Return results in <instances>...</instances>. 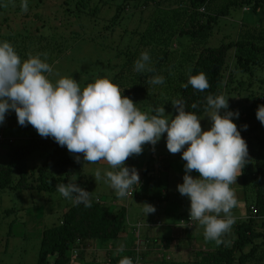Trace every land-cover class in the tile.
I'll return each mask as SVG.
<instances>
[{"label": "trees", "instance_id": "1", "mask_svg": "<svg viewBox=\"0 0 264 264\" xmlns=\"http://www.w3.org/2000/svg\"><path fill=\"white\" fill-rule=\"evenodd\" d=\"M219 2L220 0H145L142 6L152 7L155 12L152 14L157 17L148 40L127 56L119 77L115 76L114 82L120 87L122 95L135 98L143 92L145 84L152 77L181 71L182 79H177L175 100L182 101L186 111L200 117L206 113L208 95L217 96L230 91L228 86L233 82L231 73L224 76L230 65L249 76L258 69H264V0ZM159 7H162L160 11ZM231 7H241L242 11L249 7L248 11L260 18L255 19L256 21L250 19L246 24L241 23L236 36L231 38L233 40L215 47L205 46L213 34L214 26L220 18L228 16ZM20 34H14L8 26L5 33L0 35V43L9 42L19 57L25 60L39 55L51 65L65 50V41H61L59 37L33 31ZM181 37H186L187 40H180L173 48L176 38ZM143 52L149 54V66L154 71L138 73L134 70V62ZM200 72L207 76L210 84L207 90L196 91L191 85L183 87L190 76ZM123 81L124 84H121ZM193 104L196 105L195 108L192 107ZM155 108L156 104L151 103L150 109ZM254 108L253 102L248 104L245 112L233 121L247 143L249 154V163L238 177L243 218L234 220L230 232L221 238L224 243L217 245L211 252L200 254V264H244L255 257L258 247L255 242L261 240L264 243V125L248 126L252 117H256ZM154 114L151 112V115ZM176 114L172 107L171 118ZM243 125L248 126L247 130H243ZM7 146L9 162L0 165V190L11 187L14 190L48 194L50 197L51 193L57 191V185L67 183L82 168L81 156L77 162L66 147L59 146L52 138L32 137L25 144L13 145L11 142ZM35 151H39L42 159L40 164L23 167L22 160ZM170 156L169 153L155 155L152 146L146 145L144 169L139 175L144 189L147 190V185L153 182L152 168H156L155 172L168 171ZM13 171L17 174L14 180ZM137 192L134 191L132 197ZM148 198L153 197L142 195V199ZM90 199L91 207L73 202L56 223L43 229L35 264H69L72 249L93 241L114 245L121 239L128 222L126 209L121 207L112 211L101 198L91 195ZM45 200L49 201V198ZM187 217L189 216L180 219ZM194 223L193 221L191 227ZM125 256L131 257L133 264L141 259L140 251L135 248ZM259 262L257 259V263Z\"/></svg>", "mask_w": 264, "mask_h": 264}, {"label": "clouds", "instance_id": "2", "mask_svg": "<svg viewBox=\"0 0 264 264\" xmlns=\"http://www.w3.org/2000/svg\"><path fill=\"white\" fill-rule=\"evenodd\" d=\"M20 8L21 12L28 11L27 0H21ZM149 62V54L141 53L134 70L154 71ZM52 72L39 55L22 61L9 42L0 43V124L9 111H14L20 126L31 125L40 137L52 138L66 147L77 162L82 155L86 163H106L110 170L102 177L97 169L95 180L103 179L118 198L132 197L133 187L141 183L137 169L127 167L126 161L141 155L144 145L152 146L154 151L166 134L167 151L181 154L185 162L183 183L176 188L189 200V222H198L204 228L206 241L224 243L221 238L230 232L234 223L232 210L238 205L232 186L237 185V178L249 163L247 143L233 123L239 112L228 110L229 99L224 94L206 97L205 111L211 126L203 130L201 119L186 111L180 100L172 101L177 114L169 119L163 106L141 111L107 78H97L81 88L72 77H61L53 83L48 78ZM163 82L162 76L149 80L151 84ZM188 85L200 92L210 87L203 72L190 76L183 87ZM255 115L264 125V105L257 107ZM247 127L242 126L243 130ZM193 172L198 176L193 177ZM72 179V183L57 185L56 190L65 199L91 207V192L76 183V175ZM141 205L145 217L156 211L148 203ZM119 264L133 262L124 257Z\"/></svg>", "mask_w": 264, "mask_h": 264}, {"label": "rangeland", "instance_id": "3", "mask_svg": "<svg viewBox=\"0 0 264 264\" xmlns=\"http://www.w3.org/2000/svg\"><path fill=\"white\" fill-rule=\"evenodd\" d=\"M144 1L27 0L28 11L21 12V0H0V35L4 34L9 26L14 34L33 31L41 35L50 34L65 41L64 45L62 44L65 47L64 52L50 65L53 72L48 78L53 83L61 77H72L77 80L81 88L88 83L95 82L97 78H107L116 84L115 76L119 77L120 69L126 62L127 56L138 50L148 40V34L153 29V22L157 16L153 15L155 12L152 7L142 6ZM228 1L220 0L219 4ZM159 8L158 11L162 9V7ZM259 18V15L250 11L243 12L241 7H231L228 16L220 18L214 26L213 34L205 46L215 47L220 43L233 40L231 38L236 36V31L241 23L246 24L250 19L258 20ZM180 40H187V38H176L172 47L174 48ZM21 60L25 59L21 58ZM229 73H231L233 82L228 86L230 91L224 94L229 99L228 110L233 112L238 110L240 115L245 112L246 106L253 102L255 104L253 113L255 114L257 107L264 105V102H259L260 98H264V69H258L252 76H249L235 70L230 65L224 76ZM160 76L164 78L162 84H151L147 81L143 92L131 100L143 112L149 111L151 103L156 104L157 107L163 106L165 114L170 116V119L172 101H175L177 96L175 93L178 85L177 79H182V72ZM208 116L209 113L206 112L199 117L203 130H209L211 126ZM233 121H236L235 117ZM248 126L260 127L261 123L256 117H252ZM0 134L3 137V142L0 143V165H6L9 162L6 155L8 144L5 143L9 139L13 141V145H21L32 137H39L31 125L20 126L17 123L14 111H9L4 122L0 124ZM153 152L155 155L169 153L166 148V134L155 145ZM170 155L171 158L179 159L180 168L184 170L185 162L181 159V154ZM41 160L39 151H35L22 160V166L40 164ZM81 160L82 168L76 175L82 181L88 180L87 191L91 192L92 196L102 198L104 201L108 202L114 199L118 202L117 204L123 205V207L127 206V215L131 219L133 216H139L143 211L141 204L145 203L142 199L144 194L153 197L147 203L154 206L156 210L160 203L161 207L170 204L171 208L179 210V212H175V217L189 216V200L187 197H182L176 188L178 184L183 183V175L174 174L171 171L162 174V171L155 172L156 168H152L153 182L150 183V186L161 184L160 190L164 195L162 196L164 202H158L156 199L160 198V194L155 188L150 190L149 187L147 190L139 188L137 196L127 200L118 198L114 190L103 179L95 180V171L100 169L103 177L104 172L110 170L108 165L86 163L83 161L82 155ZM126 166L137 168L135 164H131L130 158L126 161ZM191 175L198 176L195 172ZM16 176L17 174L13 171L12 179L14 180ZM238 183L239 179L236 181L237 185ZM237 185L232 187L236 190ZM236 195L238 196V194ZM46 198H49V201H46ZM66 202L69 201L62 199L58 191L51 193L49 197L48 194L30 190H14L11 187L0 190V264H35L42 231L45 227L57 222L59 212L54 214V210ZM51 206L53 220H50L52 218L48 213L41 215L43 212L49 211ZM241 208L243 210V206ZM158 212L162 215V212ZM232 215L235 214L232 213ZM196 242H199L196 238L191 241V243ZM214 244H216L214 241L204 240L205 246ZM255 245L258 246L255 257L244 264H256L257 259L260 260L257 264H264V243L257 240ZM128 252L125 251L124 255ZM208 257L210 258L211 255ZM176 263L189 264L186 257L182 256L173 257L171 263L167 264ZM155 264H161L160 260L156 259Z\"/></svg>", "mask_w": 264, "mask_h": 264}, {"label": "crops", "instance_id": "4", "mask_svg": "<svg viewBox=\"0 0 264 264\" xmlns=\"http://www.w3.org/2000/svg\"><path fill=\"white\" fill-rule=\"evenodd\" d=\"M145 155L146 145H144L141 155L130 158L131 164L136 165L139 175L144 169ZM100 164L107 165L106 163ZM180 166L179 159L171 158L168 171L165 173L163 172L162 174H167L171 171V173L174 174L184 175V170L181 169ZM76 176L78 177V175ZM72 178L73 176L67 183H72ZM140 179H142V177H140ZM87 182V179L82 181L80 177H78L76 181V183L86 191ZM147 187H149L150 190H154L153 188H155V190L158 191V194H160V199L156 200H158V202H164L162 199V196L164 195L160 190L161 184L157 183V185L155 184L154 186L148 184ZM139 188H144V183L142 181L140 186H134V191L137 192ZM235 192L238 194V196L236 195L238 205L232 210V213L235 214L232 216L235 217L234 220H239V218H243V210L241 208V206H243V200L241 197V190H239V183L236 186ZM135 196L137 195L135 194L134 197ZM61 198L65 199L62 196ZM132 198L133 197H125L127 200ZM66 200L69 202H66L58 209H55L54 214L57 211L59 213L65 212L67 207L73 203L72 200ZM101 200L108 204L112 211L123 207V205L117 204L118 202L114 199L109 200L108 202L104 201L102 198ZM148 200L152 199H143L145 203H147ZM160 205L161 203L158 205L155 215L148 214L145 217L143 211L139 216H133L132 219L128 215L125 232L121 235V239H119L114 245H111V243L93 241L85 246L75 248L76 254L73 255L72 252L70 253L69 264H119V261L122 259L121 257H126L124 255L125 251L130 252L133 248L140 251L141 259L137 264H155L156 259H159L161 264H167L168 262L171 263L172 258L176 256L186 257V261L189 264H200V254L211 252L217 244H214L213 246H205L204 228L200 226L198 222L194 221L195 223L190 229L180 227L177 225V222L183 217V215L175 217V212H179V210L174 207L171 208L170 204H165L162 207ZM118 206L119 208H117ZM123 208L127 209V206ZM158 211L162 212V215H160ZM46 213L52 218V206L49 211L43 212L41 215ZM59 213L57 219L60 216ZM50 220H53V218ZM193 238H196L199 242L191 243Z\"/></svg>", "mask_w": 264, "mask_h": 264}, {"label": "built area", "instance_id": "5", "mask_svg": "<svg viewBox=\"0 0 264 264\" xmlns=\"http://www.w3.org/2000/svg\"><path fill=\"white\" fill-rule=\"evenodd\" d=\"M259 102H261V103H263L264 102V98H260L259 99ZM1 142H3V138L1 137V135H0V143ZM12 142V140L11 139H9L7 142H5V143H11ZM133 191H134V187H133ZM129 197H131V196H128L127 198H129ZM193 222V221H192ZM192 222H189V217H187L186 219H179V221H178V226H180V227H185L186 225H189L188 227H191L192 226ZM186 228V227H185ZM73 252V254L75 255L76 254V252H75V250H73L72 251ZM131 260H132V258L131 257H129Z\"/></svg>", "mask_w": 264, "mask_h": 264}]
</instances>
